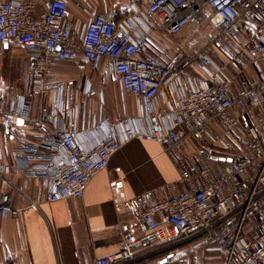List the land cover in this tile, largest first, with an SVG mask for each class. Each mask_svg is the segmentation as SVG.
Segmentation results:
<instances>
[{
	"label": "built area",
	"instance_id": "2783aa9c",
	"mask_svg": "<svg viewBox=\"0 0 264 264\" xmlns=\"http://www.w3.org/2000/svg\"><path fill=\"white\" fill-rule=\"evenodd\" d=\"M103 9L0 0V59L20 46L29 81L0 96L8 128L30 132L16 136L13 168L44 181L49 203L81 200L125 144L155 143L177 180L126 201L138 232L119 230V251L89 264H139L189 240L217 248L224 264H264V0H128L119 22ZM101 62L136 116L103 114L104 86L90 79ZM56 63L75 76L48 81ZM6 172L0 146V179ZM17 215L0 194V220Z\"/></svg>",
	"mask_w": 264,
	"mask_h": 264
},
{
	"label": "crops",
	"instance_id": "0c3cea01",
	"mask_svg": "<svg viewBox=\"0 0 264 264\" xmlns=\"http://www.w3.org/2000/svg\"><path fill=\"white\" fill-rule=\"evenodd\" d=\"M90 1L100 4L102 11L105 4L115 22L128 15V0ZM72 13L84 19L74 7ZM4 50L9 63L14 58L24 60L26 68L25 50L16 44ZM105 68L101 62L90 75L94 85L104 86L103 114L113 120L136 116V100L123 94ZM8 73L11 74L10 69ZM74 76L70 65L56 63L48 81L70 80ZM45 116L49 118L50 113ZM9 126L0 118L2 162L8 168L4 180L0 179V194L10 197V205L18 210V215L0 220V264H89L97 257L111 255L121 248L119 230L125 234L138 232L136 217L126 201L177 180L172 164L157 144L133 140L111 158L106 170L92 179L81 200L49 203L44 181L23 177L13 168L16 136L29 138V130L25 126ZM112 182L116 183L114 189L110 187ZM139 264H224V257L217 248L197 240L175 241L158 247Z\"/></svg>",
	"mask_w": 264,
	"mask_h": 264
},
{
	"label": "rangeland",
	"instance_id": "374dc122",
	"mask_svg": "<svg viewBox=\"0 0 264 264\" xmlns=\"http://www.w3.org/2000/svg\"><path fill=\"white\" fill-rule=\"evenodd\" d=\"M9 69L11 74L8 73ZM105 71L111 74L106 68ZM0 74V96L3 98L9 99L10 96L27 90L29 81L24 60L21 61L14 58L13 62L9 63L7 57H2L0 59ZM248 219L254 220V215L250 214Z\"/></svg>",
	"mask_w": 264,
	"mask_h": 264
},
{
	"label": "water",
	"instance_id": "95a60500",
	"mask_svg": "<svg viewBox=\"0 0 264 264\" xmlns=\"http://www.w3.org/2000/svg\"><path fill=\"white\" fill-rule=\"evenodd\" d=\"M18 125H22V121H18Z\"/></svg>",
	"mask_w": 264,
	"mask_h": 264
}]
</instances>
